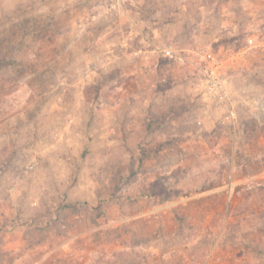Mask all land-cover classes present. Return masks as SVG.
I'll list each match as a JSON object with an SVG mask.
<instances>
[{
	"label": "rangeland",
	"instance_id": "374dc122",
	"mask_svg": "<svg viewBox=\"0 0 264 264\" xmlns=\"http://www.w3.org/2000/svg\"><path fill=\"white\" fill-rule=\"evenodd\" d=\"M0 264H264V0H0Z\"/></svg>",
	"mask_w": 264,
	"mask_h": 264
},
{
	"label": "built area",
	"instance_id": "2783aa9c",
	"mask_svg": "<svg viewBox=\"0 0 264 264\" xmlns=\"http://www.w3.org/2000/svg\"><path fill=\"white\" fill-rule=\"evenodd\" d=\"M125 1V0H116ZM164 51L171 58L176 57V52L172 48H165ZM204 57V94L216 103H221L225 107V115L234 117L236 115L235 107L230 98L220 72V61L212 51H206Z\"/></svg>",
	"mask_w": 264,
	"mask_h": 264
}]
</instances>
